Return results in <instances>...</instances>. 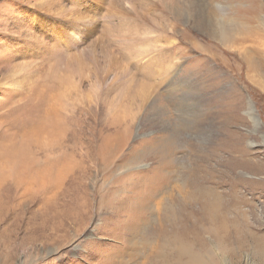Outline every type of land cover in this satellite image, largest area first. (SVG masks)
Returning <instances> with one entry per match:
<instances>
[{"label": "rangeland", "instance_id": "obj_1", "mask_svg": "<svg viewBox=\"0 0 264 264\" xmlns=\"http://www.w3.org/2000/svg\"><path fill=\"white\" fill-rule=\"evenodd\" d=\"M80 5L0 0V264H263L264 0Z\"/></svg>", "mask_w": 264, "mask_h": 264}, {"label": "bare ground", "instance_id": "obj_2", "mask_svg": "<svg viewBox=\"0 0 264 264\" xmlns=\"http://www.w3.org/2000/svg\"><path fill=\"white\" fill-rule=\"evenodd\" d=\"M76 1H79L80 3H81V5L80 6H83V7H85L88 11H89V13H90V19H89V23H90V25H91V27L89 28L88 27V25L83 29V30H81L80 32H78L77 33V35H78V37L79 38H81L82 39V41H84V39H86L92 32H94V30L97 28V25H96V23L97 22H95L94 21V13H96V14H98V11H99V7H100V4H101V0H94L95 2H92V3H90V4H85V3H87V1H89V0H76ZM131 1H140V0H131ZM77 3V2H76ZM79 7V6H78ZM48 12L52 15V16H54L55 15V13L52 11V10H48ZM35 18V20L37 19H39L41 22V26H42V28H46L47 27V24H45L44 23V16L43 15H38V16H35L34 17ZM69 19V18H68ZM69 25H70V27H71V29H72V31H76V30H78L79 28H80V25H79V22L78 21H73L71 18L69 19V20H67L66 21ZM130 28V27H129ZM127 29V28H126ZM60 36L61 37H64V38H66V39H68L69 38V33L66 31H60ZM116 39L118 40V43L120 42L121 44H122V46L125 48V49H130V48H132V44L130 43V39H129V36L127 35V33L126 32H124V33H122V34H116ZM95 49H94V47L91 49V50H89L88 52H86L85 53V56H84V58H83V60L81 61V64H79L78 65V69L80 70V72H79V70H78V73H81V69H84V65H90L91 63H95ZM87 62V63H86ZM0 86H2V87H5V88H8V89H10L11 88V86L10 85H8L7 83H5V81L3 80L2 81V79H1V81H0ZM61 88V87H60ZM78 89V87H77V85H76V83L75 84H71L70 86H62V91L60 92V98L62 99V103H61V106H62V108H65V107H68V105L70 104V102L71 101H73L72 100V97L70 96V93L72 92V91H76ZM54 100V99H53ZM59 101H61V100H59ZM71 105V104H70ZM253 111L255 112V110L253 109ZM128 113V112H127ZM131 113V112H130ZM255 120V119H254ZM257 120V119H256ZM257 121H259V120H257ZM257 123V122H256ZM259 123H260V121H259ZM258 125V124H257ZM260 125V124H259ZM257 129V128H256ZM248 166V165H247ZM251 166H253V165H251ZM251 166H250V168H251ZM263 166V165H262ZM245 167V166H244ZM260 167V166H259ZM252 167V168H254V170H262V167ZM230 168H232V167H230ZM247 168H249V167H247ZM232 170H234V169H232ZM247 186V185H246ZM251 186L252 187H254V188H258V184L257 183H252L251 184ZM166 189H168V188H166ZM169 190V189H168ZM153 191L154 190H152L151 192L153 193ZM158 191V190H157ZM208 191V190H207ZM206 192V191H205ZM213 192V191H212ZM149 193V192H148ZM215 193V192H214ZM154 194V193H153ZM156 194V193H155ZM210 194V193H209ZM228 194V193H227ZM226 194V195H227ZM158 195V194H157ZM208 195V194H207ZM219 195V194H218ZM217 195V196H218ZM150 196V195H149ZM151 196H152V194H151ZM211 196V195H210ZM232 196V195H231ZM155 197H157V196H154V198ZM158 197H159V195H158ZM202 197H203V195H202ZM213 197V196H212ZM238 197V196H237ZM150 198V197H149ZM231 198V197H230ZM233 198V197H232ZM148 199V198H147ZM52 200V199H51ZM154 200V199H153ZM156 200V199H155ZM242 200V199H241ZM202 201V200H201ZM200 201V202H201ZM231 201V200H230ZM235 201V200H234ZM246 201V200H245ZM248 201H251V200H248ZM152 202H154V201H151V203ZM160 202V201H159ZM216 202H219L220 204L219 205H216ZM143 203H145L144 202V200H143ZM166 203V202H165ZM237 203V202H236ZM239 203V202H238ZM243 203H245V202H243ZM142 204V203H141ZM202 204H203V211L200 213L202 216H204V218L205 217H207V218H209L211 221H212V224H214V223H216V224H218L219 226H220V228H221V230H225L226 228H227V223H228V221H229V216L227 215V213H226V210H228V209H231V203L229 202V201H227V200H225V198L223 199V198H221V199H219V198H214V199H210V198H206V199H204L203 201H202ZM201 204V205H202ZM241 204H242V202H241ZM142 205H144V204H142ZM149 205V204H148ZM147 205V206H148ZM169 205H171V204H169ZM213 206H215L216 208H213ZM205 207H210V208H212V209H210L209 211H207L206 210V208ZM249 207V206H248ZM239 208V207H238ZM254 208V207H253ZM145 209H146V207H145ZM170 209V208H169ZM180 209V208H179ZM182 209V208H181ZM194 209V208H193ZM213 209H216V210H213ZM221 209L223 210V211H221ZM237 209V208H236ZM250 209H252V208H250ZM183 210V209H182ZM195 210V209H194ZM198 210V209H197ZM200 210V209H199ZM234 210V209H233ZM185 211V210H184ZM242 211V210H241ZM179 212V211H178ZM191 212V211H190ZM198 212V211H197ZM249 212V211H248ZM252 212V211H251ZM170 212H168V214H169ZM177 213V212H176ZM231 213V212H230ZM235 213V212H234ZM253 213V212H252ZM171 214V213H170ZM170 214H169V216H170ZM199 214V215H200ZM254 214V213H253ZM180 215H181V212H180ZM68 216V215H67ZM234 216V215H233ZM245 216V210H244V207H243V217ZM168 217V216H167ZM172 217H173V215H172ZM183 217V216H182ZM231 217V216H230ZM248 217H250L249 215H248ZM59 218V217H58ZM169 218H171V217H169ZM177 218V217H176ZM181 218V217H180ZM203 218V219H204ZM184 219H186V218H184ZM250 219V218H249ZM138 220V219H137ZM169 220V219H168ZM171 220H173V219H171ZM180 220V219H179ZM178 220V221H179ZM251 220V219H250ZM254 220V219H253ZM139 221H141V220H139ZM170 221V220H169ZM191 221V220H190ZM199 221V220H198ZM210 221V222H211ZM173 222V221H172ZM208 222V221H207ZM209 222V223H210ZM214 222V223H213ZM243 222L244 223H248V218H247V216H246V218H243ZM169 223V222H168ZM196 223H197V221H196ZM204 223V222H203ZM170 224V223H169ZM180 224V223H179ZM171 225H172V223H171ZM177 225V224H176ZM171 227V226H170ZM192 227V226H191ZM191 227H190V229H191ZM203 227V226H202ZM169 228V227H168ZM167 228V229H168ZM174 228V227H173ZM188 227H186V225L182 222V224H181V227H179L178 225L176 226V228L175 229H173V231L172 232H168L169 230H167V232H163V233H159V234H161V236L163 237L164 235H165V238H166V236L167 237H169V238H171L172 239V243L174 244H172L173 245V247L174 246H178V245H184V244H181L183 241H185L186 239V237H188L187 235H189L191 232H190V230H189V232H188V229H187ZM201 228V227H200ZM219 228V227H218ZM217 228V229H218ZM238 228V227H237ZM236 228V229H237ZM250 227L248 226L247 227V229H249ZM198 229V228H197ZM203 229V228H202ZM212 229V228H211ZM164 230L166 231V229L164 228ZM163 230V231H164ZM171 230H172V228H171ZM199 230V229H198ZM234 230V229H233ZM195 229L194 228H192V233H195ZM202 231V230H201ZM205 231V230H204ZM208 232H210L209 230H207ZM207 231H205V232H207ZM212 231V230H211ZM213 231H214V229H213ZM212 231V232H213ZM216 231V230H215ZM220 231V230H219ZM247 231H249V230H247ZM162 232V231H161ZM197 232V231H196ZM217 232H218V230H217ZM249 233V232H248ZM251 233V232H250ZM197 234V233H196ZM204 234V233H203ZM202 234V235H203ZM251 234H249V236H250ZM158 236V235H157ZM156 236V237H157ZM194 236V235H193ZM192 236V237H193ZM200 236V235H199ZM198 236V237H199ZM223 236H225V235H223ZM242 236V235H241ZM247 236V235H246ZM260 236V235H259ZM189 237H191L190 235H189ZM196 237V236H195ZM218 237V236H217ZM229 237V236H228ZM231 237V236H230ZM251 237V236H250ZM224 238V237H223ZM222 238V239H223ZM227 238V237H226ZM239 238H240V236H239ZM195 239H197V238H195ZM231 239V238H230ZM229 239V240H230ZM233 239V238H232ZM236 239V238H235ZM255 239V238H254ZM260 239L264 242V236H261L260 237ZM158 240V239H157ZM197 240H199V239H197ZM196 240V241H197ZM202 241L201 242H203V239H201ZM234 240V239H233ZM162 241H164L163 239H162ZM170 241V240H169ZM168 241V242H169ZM225 241V240H224ZM239 241V240H238ZM190 242V241H189ZM198 242V241H197ZM197 242H196V244H197ZM263 242H261V243H263ZM152 243V242H151ZM187 243V242H186ZM199 243H200V241H199ZM230 243V242H229ZM258 243V242H257ZM162 244H164V243H162ZM171 244V243H170ZM193 244V243H192ZM195 244V243H194ZM193 244V245H194ZM202 244V243H201ZM152 245V244H151ZM165 245V244H164ZM188 245V244H187ZM190 245V244H189ZM259 245V244H258ZM170 246V245H169ZM196 246V245H195ZM194 246V247H195ZM167 247V246H166ZM171 247V246H170ZM193 247V246H192ZM193 247V248H194ZM202 248H204L203 246H201ZM165 248V247H164ZM169 248V247H168ZM168 248H166V249H168ZM191 248V247H190ZM193 248H191V249H193ZM162 249V248H161ZM174 249V248H173ZM180 249H182V248H180ZM163 250V249H162ZM171 250V249H170ZM188 250V249H187ZM196 250V249H195ZM198 250V249H197ZM200 250H202V249H200ZM167 251V250H166ZM175 251V250H174ZM179 251H181V250H179ZM179 251L176 253V255H178V253H179ZM193 251V250H192ZM264 251V250H263ZM160 252V251H159ZM165 252V251H164ZM173 252V250L171 251V253ZM182 252V251H181ZM198 252V251H197ZM200 252V251H199ZM168 253H169V251H168ZM174 253V252H173ZM185 253V252H184ZM187 254H188V252H186ZM262 253V252H261ZM162 254V253H161ZM190 254V253H189ZM184 255V257L185 256H187L186 254H183ZM248 256V255H247ZM162 257H164V256H162ZM172 257V256H171ZM179 257H180V255H179ZM178 257V258H179ZM183 257V256H182ZM183 257V258H184ZM187 257H189V256H187ZM190 257H191V255H190ZM197 257V256H196ZM165 258H166V256H165ZM169 258H170V256H169ZM176 258V257H175ZM178 258H176V259H178ZM186 258V257H185ZM200 258V257H199ZM162 259V258H161ZM173 259V258H172ZM179 259H182L181 257L179 258ZM190 259H193L192 257L190 258ZM197 260H198V258H196ZM264 259V258H263ZM162 260H164V262H166L165 260L166 259H162ZM183 260V259H182ZM173 261V260H172ZM171 261V262H172ZM250 261V260H249ZM168 262V261H167ZM183 262V261H182ZM194 262V261H193ZM170 263V262H169ZM188 263H189V261H188ZM187 263V264H188ZM192 262H190V264H191ZM163 264H165V263H163ZM173 264V263H172ZM176 264V263H175ZM177 264H179V263H177ZM180 264H181V262H180ZM185 264V263H184ZM195 264V263H194ZM263 264H264V262H263Z\"/></svg>", "mask_w": 264, "mask_h": 264}, {"label": "water", "instance_id": "obj_3", "mask_svg": "<svg viewBox=\"0 0 264 264\" xmlns=\"http://www.w3.org/2000/svg\"><path fill=\"white\" fill-rule=\"evenodd\" d=\"M252 105V103H250Z\"/></svg>", "mask_w": 264, "mask_h": 264}]
</instances>
